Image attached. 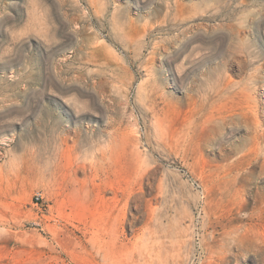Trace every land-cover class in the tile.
<instances>
[{"label": "rangeland", "instance_id": "rangeland-1", "mask_svg": "<svg viewBox=\"0 0 264 264\" xmlns=\"http://www.w3.org/2000/svg\"><path fill=\"white\" fill-rule=\"evenodd\" d=\"M255 119L264 0H0V264H264Z\"/></svg>", "mask_w": 264, "mask_h": 264}, {"label": "bare ground", "instance_id": "bare-ground-1", "mask_svg": "<svg viewBox=\"0 0 264 264\" xmlns=\"http://www.w3.org/2000/svg\"><path fill=\"white\" fill-rule=\"evenodd\" d=\"M256 114V113H255ZM247 122V121H246ZM249 124V123H248ZM254 124H255V128H256V132L255 135L253 137V143L255 146H257L258 150H261L263 152L264 149V130H260V126L258 121L255 119L254 120ZM262 128V127H261ZM263 129V128H262ZM264 156V154H263ZM116 223V222H115ZM107 227V226H106ZM112 229L108 228L105 232V236L109 239L107 241H104L102 243V245L100 246L99 250L101 251H105L106 248L109 247L111 241L116 239V235L114 233L115 229H113V227H111ZM101 234V233H100Z\"/></svg>", "mask_w": 264, "mask_h": 264}, {"label": "built area", "instance_id": "built-area-1", "mask_svg": "<svg viewBox=\"0 0 264 264\" xmlns=\"http://www.w3.org/2000/svg\"><path fill=\"white\" fill-rule=\"evenodd\" d=\"M42 198V194L41 193H37L36 199L39 201Z\"/></svg>", "mask_w": 264, "mask_h": 264}]
</instances>
